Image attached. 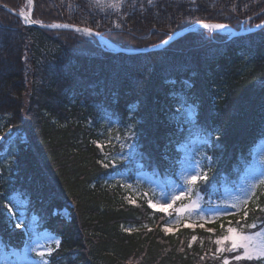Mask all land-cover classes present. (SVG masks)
I'll use <instances>...</instances> for the list:
<instances>
[{"label": "trees", "instance_id": "obj_1", "mask_svg": "<svg viewBox=\"0 0 264 264\" xmlns=\"http://www.w3.org/2000/svg\"><path fill=\"white\" fill-rule=\"evenodd\" d=\"M26 1L0 0L14 11L0 6V115L23 136L12 172H0V243L21 248L27 240L10 214L20 194L24 222L36 216L38 227L61 239L50 264H264L236 261L228 242L218 245L223 223L168 231L174 214L145 196L127 198L108 179L125 169L130 178L139 170L174 177L179 146L199 135L208 138L210 157L201 188L236 185L264 138V27L231 37L202 29L201 41L193 43L190 32L185 47L178 38L160 50L127 53L69 28L25 24L16 10ZM33 2L37 20L90 27L134 48L198 21L239 29L264 20V0H125L115 10L94 0ZM185 105L196 110L188 127L173 117ZM108 116L116 131L130 132L128 160L111 159L112 146L102 141ZM231 220L264 226V190L247 215Z\"/></svg>", "mask_w": 264, "mask_h": 264}, {"label": "rangeland", "instance_id": "obj_2", "mask_svg": "<svg viewBox=\"0 0 264 264\" xmlns=\"http://www.w3.org/2000/svg\"><path fill=\"white\" fill-rule=\"evenodd\" d=\"M124 1L94 0L103 9L113 10L118 9ZM24 6H27V2ZM202 29L225 35L230 32L229 29L201 27L196 30L193 43L201 41L202 35H206L200 31ZM247 29L246 25L240 30L246 31ZM187 34L188 32L179 37L181 38L179 46L185 47L189 44V39H186L188 38ZM109 47L112 48V46ZM195 116L196 110L190 105H185L173 115L175 121L186 127L193 122ZM114 122L116 121L111 120L108 116L106 121L101 123V131H99L102 141L106 145L112 146L113 157L111 156V159L124 158L128 160L135 148L130 132L126 126L121 131H116ZM19 138L21 139L23 136L14 130L9 117L0 115V144L7 142L5 147L0 149V172L4 175H9L12 172ZM207 143L208 138L198 135L179 146L182 155L175 177L160 180L146 170H139L133 178H130L129 170L125 169L112 173L108 179L112 184L121 185L125 190L126 197L134 199L137 196H145L154 208L173 213V217L166 225L168 231L176 230L181 224L214 229L215 223H223V227L220 229V240L224 245L228 242L231 246L229 240H223L224 237L232 235L228 231L229 228L234 229L237 233L253 236L255 243L264 241V237L255 236L256 233L264 232V226L249 229L229 218L230 215L247 210L251 203L257 201L264 190V138L256 144L253 158L236 185L224 184L209 192L204 191L199 185L202 180L199 177L206 174L208 178L207 166L210 164V157L205 152ZM192 176H198L195 183L189 182ZM13 201L15 205L11 206L10 214L14 215L15 226L24 228L28 237L21 248L5 247L0 243V264H50V255L58 247L59 243L57 242H60L59 236L48 229L38 227L36 216L28 217V223L24 222L28 216L26 214L27 199L16 194ZM14 212H17V215ZM222 218H226V220L220 221ZM237 219L239 218L237 217ZM235 251L236 255H243L244 249L238 248ZM40 252H44L45 255L41 257Z\"/></svg>", "mask_w": 264, "mask_h": 264}, {"label": "water", "instance_id": "obj_3", "mask_svg": "<svg viewBox=\"0 0 264 264\" xmlns=\"http://www.w3.org/2000/svg\"><path fill=\"white\" fill-rule=\"evenodd\" d=\"M4 7L11 9V7H9L6 4H2ZM32 9H33V3L31 2V6L29 8V13H32ZM12 10V9H11ZM13 11V10H12ZM14 12V11H13ZM20 11L17 12V15L21 18H24L20 15ZM29 21L33 22L36 25H42L40 23L35 22L31 17L28 18ZM216 24H221L224 25L226 28H229L233 31V34H231L229 37H231L232 35H239L242 33H245V31H241V30H236L231 28V26L229 24L226 23H219V22H212V21H199L196 22L194 24H191L179 31L173 32L169 35L168 38H166L165 40L158 42L156 44H152L149 46H145V47H141L138 48L137 50H132V49H126L121 47L119 44L113 42L112 40H110L109 38L105 37L101 32H98L92 28L86 27V26H82V25H70V24H53V25H61L60 27H52V25H45L49 28H69L72 30H79V31H83L86 32L85 29H91V33L94 36H97L98 38L102 39L103 41H105L108 44H111L113 46H115V49L119 50V51H125V52H133V51H141V52H148V51H153V50H160L162 48H164L166 45H168V43L174 41L175 39L179 38L181 35L185 34V33H189L191 31H193L194 29H196L198 26H206V25H216ZM264 27V21L260 22L259 24L255 25L251 30L255 31L258 30L260 28ZM248 31V30H247ZM250 31V30H249ZM89 33V32H87Z\"/></svg>", "mask_w": 264, "mask_h": 264}, {"label": "snow or ice", "instance_id": "obj_4", "mask_svg": "<svg viewBox=\"0 0 264 264\" xmlns=\"http://www.w3.org/2000/svg\"><path fill=\"white\" fill-rule=\"evenodd\" d=\"M22 17L25 18V23L29 22L27 20V17L23 12L20 13ZM61 25H52V27H60ZM207 27H214V28H223L225 27L224 25L221 24H216V25H206ZM86 32L91 33V29H85ZM198 179V176H192L190 178V183H195ZM199 179L206 180L207 175L205 174L204 176L199 177ZM176 199H179V197H176ZM247 215V213H245ZM250 227H255V225H251ZM229 233L232 235L226 236L223 238V240H229L231 242V247L228 248V251H235L238 248H243L244 252L243 255H236L234 259L236 261L240 260H252V259H262L264 258V241L260 243H255L254 242V237L250 235H244L242 233H237L235 232L234 229L229 228L228 229ZM256 237H264V232H259L255 234ZM195 239V237H193ZM59 243V242H57ZM216 243L219 245L222 243V240H217ZM224 249L218 248L217 251H222ZM39 255L43 257L45 255L44 252H40ZM223 264H230L229 260L225 258L223 260Z\"/></svg>", "mask_w": 264, "mask_h": 264}, {"label": "bare ground", "instance_id": "obj_5", "mask_svg": "<svg viewBox=\"0 0 264 264\" xmlns=\"http://www.w3.org/2000/svg\"><path fill=\"white\" fill-rule=\"evenodd\" d=\"M3 3H0V6H3L2 5ZM262 13H264V8H263V10H262ZM29 17H31L35 22H37V23H40V24H42V25H39V26H42V27H47V26H45V25H53V24H61V22H52V23H44L43 21H40V20H37V19H35L34 17H33V14L31 13H29L28 12V16H27V20H28V18ZM29 21V20H28ZM262 21H264V20H262ZM26 24H34L33 22H31V21H29V22H27ZM36 25V24H35ZM191 25V24H190ZM248 26V27H252L253 25H250V23H245V21H243L242 23H241V27H244V26ZM189 26V25H188ZM187 27V26H186ZM241 27L239 28V29H241ZM47 28H49V27H47ZM185 28V27H184ZM263 28V27H262ZM53 29H55V28H53ZM183 29V28H182ZM179 30H181V29H179ZM179 30H177V31H179ZM176 32V31H175ZM245 32H247V30L245 31ZM173 33V32H172ZM171 34V33H170ZM169 34V35H170ZM169 35L166 37V38H168L169 37ZM165 38V39H166ZM165 39H163V40H165ZM162 40V41H163ZM113 42H115V41H113ZM115 43H117V42H115ZM171 43V42H170ZM170 43H168V45L170 44ZM117 44H119V43H117ZM120 45V44H119ZM121 46V45H120ZM149 46V45H148ZM121 47H123V48H126V49H132V50H137L138 48H134V47H124V46H121ZM111 50H113V51H119V50H115V49H111ZM122 52H125V51H122ZM135 52H141V51H133V52H127V53H135Z\"/></svg>", "mask_w": 264, "mask_h": 264}]
</instances>
